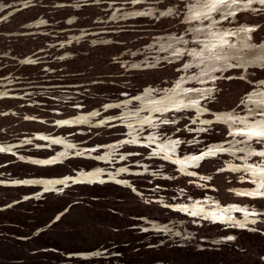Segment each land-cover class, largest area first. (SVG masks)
Returning a JSON list of instances; mask_svg holds the SVG:
<instances>
[{
	"label": "rangeland",
	"instance_id": "374dc122",
	"mask_svg": "<svg viewBox=\"0 0 264 264\" xmlns=\"http://www.w3.org/2000/svg\"><path fill=\"white\" fill-rule=\"evenodd\" d=\"M0 264H264V0H0Z\"/></svg>",
	"mask_w": 264,
	"mask_h": 264
},
{
	"label": "water",
	"instance_id": "95a60500",
	"mask_svg": "<svg viewBox=\"0 0 264 264\" xmlns=\"http://www.w3.org/2000/svg\"><path fill=\"white\" fill-rule=\"evenodd\" d=\"M7 154L10 155V156L16 157L15 154H13V153H7Z\"/></svg>",
	"mask_w": 264,
	"mask_h": 264
},
{
	"label": "bare ground",
	"instance_id": "6f19581e",
	"mask_svg": "<svg viewBox=\"0 0 264 264\" xmlns=\"http://www.w3.org/2000/svg\"><path fill=\"white\" fill-rule=\"evenodd\" d=\"M204 157H202V159H203ZM193 163H196V162H193ZM76 174V173H75ZM17 186V185H16Z\"/></svg>",
	"mask_w": 264,
	"mask_h": 264
}]
</instances>
